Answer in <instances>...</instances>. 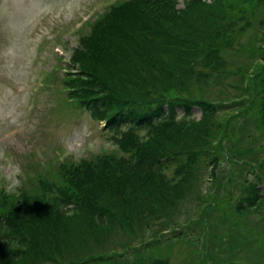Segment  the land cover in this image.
Here are the masks:
<instances>
[{
    "label": "trees",
    "instance_id": "16d2710c",
    "mask_svg": "<svg viewBox=\"0 0 264 264\" xmlns=\"http://www.w3.org/2000/svg\"><path fill=\"white\" fill-rule=\"evenodd\" d=\"M178 5V0H123L91 22L70 57L69 97L105 124L120 152L64 160L55 181L40 179V188L32 183L19 196L0 191V264L106 263L115 253L107 259V253L89 250L115 239L116 232L132 236L141 229L135 237L143 239L148 231L173 227L166 219L186 200H199L190 189L202 192L208 170L214 177L210 181L219 186L224 162L216 145L230 149L226 162L244 177L224 178L228 195L235 188L241 196L231 205V198L219 201L214 193L210 216L222 209L230 222L236 213L264 219L261 150L234 145L227 124L218 121V115L245 99L210 103L190 84L219 74L225 67L221 48L257 22L246 46L264 60V0H185ZM240 19L244 22L234 33L230 27ZM260 71L263 76L255 82L251 78L247 89L252 84L259 109L254 117L245 113L249 124L243 126L264 131V61ZM246 153L258 155L254 165L236 163ZM249 174L255 179H247Z\"/></svg>",
    "mask_w": 264,
    "mask_h": 264
},
{
    "label": "rangeland",
    "instance_id": "374dc122",
    "mask_svg": "<svg viewBox=\"0 0 264 264\" xmlns=\"http://www.w3.org/2000/svg\"><path fill=\"white\" fill-rule=\"evenodd\" d=\"M115 1L121 3L123 0H0V149L23 171L19 190L31 189V184L37 182L36 186L40 188L39 181L43 178L49 183L55 181L56 163L64 159L79 161L85 157L93 158L100 152H117L109 138L111 132L104 131L102 124L92 120L88 111H80L59 89L60 81L66 83L64 68L81 35L87 34L90 22ZM178 1V7H182L185 0ZM250 14L253 15V11ZM259 16L257 12L254 23ZM243 22L240 19L233 27L230 25L231 31L235 33ZM257 24L253 27L257 28ZM253 27L247 32H239L221 48L219 57L225 59V67L219 74L208 76V81L192 79L190 84L198 92H203L210 103L223 105L245 99L236 108H228L218 115V121L223 126L227 124L228 137L234 145L246 147V150L260 149L261 155L257 161L261 160L264 166L263 128L249 129L243 126L249 124L245 113L254 117L259 109L252 84L251 89L247 90L250 87L248 81L252 78L251 82H255L263 76L260 69L264 60L261 61L260 55L246 46L253 40ZM242 63L244 65L240 67ZM215 148L223 154L220 159L224 162L218 176L219 186L210 181L214 177L213 172L208 170L202 192L199 193L196 186L190 189L199 195V200L191 204L186 200L183 207L179 206L166 219L175 224L171 227L173 230L185 227L186 236L176 241H168L164 237L159 246L141 247L138 254L132 251L123 256V260L144 261L156 255L166 256L170 264H264V219L257 223V214L250 213L249 223L245 226L246 234L232 240V234L226 235L230 218H224L221 212L214 211L212 217L208 214L214 205L213 194L217 192L221 201L228 193L224 178L232 174L244 177L237 168L230 167L226 162L229 160L226 152L230 149L217 145ZM248 153L236 157L241 164L254 165L256 158L253 157L258 155L250 156ZM250 177L251 174L248 175ZM261 178L264 184V175ZM0 191H4L3 188ZM233 192L237 199L235 188ZM235 198L231 201L233 204L236 203ZM233 215L235 225L243 228L240 216ZM140 231L137 229L132 236L118 231L115 234L119 236L115 239L109 237L98 250L92 247L89 251L94 255H109L111 252L120 255L129 246H137L160 235L148 231L146 237L138 239L135 236ZM207 231L211 233L208 234L209 239L215 242L208 244L212 248L211 260L205 257L203 241L200 239L197 242L199 237L204 239ZM228 242L231 243L227 245Z\"/></svg>",
    "mask_w": 264,
    "mask_h": 264
},
{
    "label": "clouds",
    "instance_id": "9594fccd",
    "mask_svg": "<svg viewBox=\"0 0 264 264\" xmlns=\"http://www.w3.org/2000/svg\"><path fill=\"white\" fill-rule=\"evenodd\" d=\"M210 2V0H209ZM23 171L19 164L14 163L7 154L0 149V188L7 195L19 196L22 187Z\"/></svg>",
    "mask_w": 264,
    "mask_h": 264
}]
</instances>
